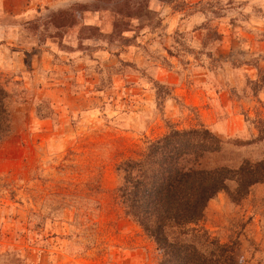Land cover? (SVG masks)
Here are the masks:
<instances>
[{"label":"rangeland","instance_id":"1","mask_svg":"<svg viewBox=\"0 0 264 264\" xmlns=\"http://www.w3.org/2000/svg\"><path fill=\"white\" fill-rule=\"evenodd\" d=\"M0 85V264H157L116 165L200 125L221 139L208 166L264 158V0H0ZM249 189L199 224L264 264V181Z\"/></svg>","mask_w":264,"mask_h":264},{"label":"trees","instance_id":"2","mask_svg":"<svg viewBox=\"0 0 264 264\" xmlns=\"http://www.w3.org/2000/svg\"><path fill=\"white\" fill-rule=\"evenodd\" d=\"M9 92L0 85V139L11 132ZM259 134L264 135V123ZM221 139L203 125L171 128L134 157L119 161L115 195L129 216L154 242L157 264H242L237 242L210 236L199 223L208 201L226 191L233 202L264 181V158L236 168L208 166ZM230 183L233 184L230 187Z\"/></svg>","mask_w":264,"mask_h":264}]
</instances>
